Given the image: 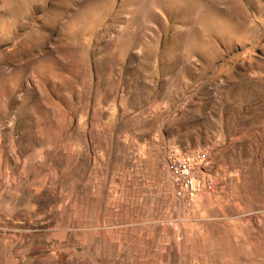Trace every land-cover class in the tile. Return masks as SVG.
Masks as SVG:
<instances>
[{
    "label": "rangeland",
    "instance_id": "374dc122",
    "mask_svg": "<svg viewBox=\"0 0 264 264\" xmlns=\"http://www.w3.org/2000/svg\"><path fill=\"white\" fill-rule=\"evenodd\" d=\"M223 250L264 264V0H0V264Z\"/></svg>",
    "mask_w": 264,
    "mask_h": 264
},
{
    "label": "built area",
    "instance_id": "2783aa9c",
    "mask_svg": "<svg viewBox=\"0 0 264 264\" xmlns=\"http://www.w3.org/2000/svg\"><path fill=\"white\" fill-rule=\"evenodd\" d=\"M167 166L180 191L191 196L199 191L201 186L203 187L201 181L196 178L191 163L186 159L169 158ZM205 185L209 186L208 183H205Z\"/></svg>",
    "mask_w": 264,
    "mask_h": 264
},
{
    "label": "crops",
    "instance_id": "0c3cea01",
    "mask_svg": "<svg viewBox=\"0 0 264 264\" xmlns=\"http://www.w3.org/2000/svg\"><path fill=\"white\" fill-rule=\"evenodd\" d=\"M238 256H236L235 258H237ZM217 259H218L217 262H215L214 264H234L232 262L233 261V257L229 258V254L225 250H223L222 253L220 252L219 255H217ZM238 264H247L245 258L244 259L241 258V262L240 263L238 262Z\"/></svg>",
    "mask_w": 264,
    "mask_h": 264
}]
</instances>
